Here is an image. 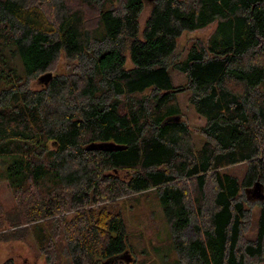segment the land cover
Instances as JSON below:
<instances>
[{
	"label": "trees",
	"instance_id": "obj_1",
	"mask_svg": "<svg viewBox=\"0 0 264 264\" xmlns=\"http://www.w3.org/2000/svg\"><path fill=\"white\" fill-rule=\"evenodd\" d=\"M143 7L0 0V167L15 201L0 241L103 264L130 244L110 203L152 193L177 264H264V0H152L141 31ZM213 22L178 59L181 34Z\"/></svg>",
	"mask_w": 264,
	"mask_h": 264
},
{
	"label": "rangeland",
	"instance_id": "obj_2",
	"mask_svg": "<svg viewBox=\"0 0 264 264\" xmlns=\"http://www.w3.org/2000/svg\"><path fill=\"white\" fill-rule=\"evenodd\" d=\"M151 2L152 0H144V7L139 16L141 31L149 14ZM216 25L217 23L213 22L201 29L183 32L177 40L178 59H183L193 46L206 44ZM127 65L130 66V60L127 61ZM57 69L63 71V66L59 65ZM169 72L174 85H179L185 80L184 75L176 69L171 67ZM41 86L42 81L38 82L34 79L30 82L32 89ZM189 94L188 90L178 93V102L181 114L188 124L191 138L196 148H200L204 140L198 128L204 124L205 120L189 104ZM252 199L255 202L258 201L256 196ZM14 206L12 191L4 178L3 168L0 167V233L8 229L10 222L6 219V215ZM109 207L121 211L127 224L130 244L123 254L103 264H177L176 255L169 241L168 225L164 221L162 208L152 193L134 194L110 203ZM188 232L189 229H187ZM7 258L13 259L16 264H47L29 236L21 240L0 241V262Z\"/></svg>",
	"mask_w": 264,
	"mask_h": 264
},
{
	"label": "water",
	"instance_id": "obj_3",
	"mask_svg": "<svg viewBox=\"0 0 264 264\" xmlns=\"http://www.w3.org/2000/svg\"><path fill=\"white\" fill-rule=\"evenodd\" d=\"M51 77V75H47V76H42L39 80L41 81V80H44L45 78H50ZM256 191H258V183H257V189H256Z\"/></svg>",
	"mask_w": 264,
	"mask_h": 264
}]
</instances>
